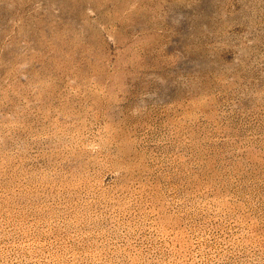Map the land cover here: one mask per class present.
<instances>
[{"label": "rangeland", "instance_id": "rangeland-1", "mask_svg": "<svg viewBox=\"0 0 264 264\" xmlns=\"http://www.w3.org/2000/svg\"><path fill=\"white\" fill-rule=\"evenodd\" d=\"M0 264H264V0H0Z\"/></svg>", "mask_w": 264, "mask_h": 264}]
</instances>
